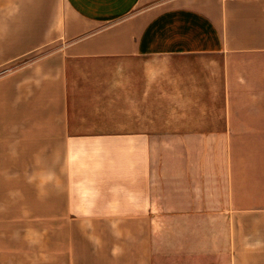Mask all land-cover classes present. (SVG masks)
Here are the masks:
<instances>
[{
  "label": "crops",
  "instance_id": "crops-1",
  "mask_svg": "<svg viewBox=\"0 0 264 264\" xmlns=\"http://www.w3.org/2000/svg\"><path fill=\"white\" fill-rule=\"evenodd\" d=\"M0 264H264V0H0Z\"/></svg>",
  "mask_w": 264,
  "mask_h": 264
},
{
  "label": "rangeland",
  "instance_id": "rangeland-1",
  "mask_svg": "<svg viewBox=\"0 0 264 264\" xmlns=\"http://www.w3.org/2000/svg\"><path fill=\"white\" fill-rule=\"evenodd\" d=\"M49 224H43L40 226H28L27 227V233L30 231L29 228H35L36 229V233L38 234V236H41L39 239H41L40 242H42L43 246H47L49 245Z\"/></svg>",
  "mask_w": 264,
  "mask_h": 264
}]
</instances>
